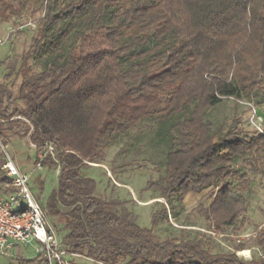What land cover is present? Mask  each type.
Returning a JSON list of instances; mask_svg holds the SVG:
<instances>
[{
    "label": "trees",
    "instance_id": "1",
    "mask_svg": "<svg viewBox=\"0 0 264 264\" xmlns=\"http://www.w3.org/2000/svg\"><path fill=\"white\" fill-rule=\"evenodd\" d=\"M28 8L42 16L18 70L23 108L0 110V119L27 125L36 159L54 147L56 159L41 162L59 166L44 209L62 219L65 248L105 264H264V255L211 252L200 236L158 239L162 202L140 226L81 172L117 135L157 120L164 171L146 188L175 213L174 201L212 186L205 220L216 230L244 221L251 179L234 164L264 175V128L250 134L234 117L217 128L204 116L231 97L264 107V0H0V21ZM29 60L42 68L32 71ZM0 183L10 188L3 169ZM255 240L264 249V229Z\"/></svg>",
    "mask_w": 264,
    "mask_h": 264
},
{
    "label": "rangeland",
    "instance_id": "2",
    "mask_svg": "<svg viewBox=\"0 0 264 264\" xmlns=\"http://www.w3.org/2000/svg\"><path fill=\"white\" fill-rule=\"evenodd\" d=\"M41 16V9L32 13L31 8H28L19 16H13L8 21H0V88L4 92L0 102L1 111L23 108V103L17 99L18 85L21 81L18 70L22 64L23 54L29 50L32 37L37 33L38 20ZM28 62L32 71H39L42 68L41 61ZM254 110L264 115L263 106L257 107L244 99L237 100L231 97L209 108L204 117L208 116L217 128L228 126L234 117L240 129L250 134H260L263 132L264 123L260 131L256 125L258 122L255 124L253 118ZM26 126L22 121L11 123L0 119V139L13 162L30 175L28 184L32 195L40 203L59 238L63 239L66 229L63 227L62 219L50 216L44 209L48 195L57 187L59 166L42 164L41 168L35 167V160H38V157L36 159L35 146L24 134ZM160 126L157 120H142L136 129L127 134H119L108 142L101 150L99 162H86L81 172L95 178L96 194L123 200L134 214L137 223L145 227L150 226L153 213L161 210L162 202L166 207L167 217L162 218L153 227L158 239L200 236L211 252L235 251L236 255L244 260L263 256L264 249L255 239L264 229V175L254 174L240 163L234 164V168L246 172L251 179L247 214L244 221L236 226H223L216 230L205 220L203 208L210 202L212 186L199 192L190 191L181 202L174 201L176 207L173 213L165 199L158 197L156 190L146 188L149 179L156 180L164 171L163 161L167 143L161 142L159 138H153V134ZM46 155H49L47 150ZM50 157L56 159V155ZM3 161L0 155V169H3ZM3 170L5 173V169ZM4 186V183H0L1 192ZM58 206L65 209L60 204ZM35 256L31 245L18 244L9 257L0 255V264H16L19 258L30 259ZM70 258L72 264H105L83 254L74 253ZM123 263L124 260H119L116 264ZM33 264L43 262L39 260Z\"/></svg>",
    "mask_w": 264,
    "mask_h": 264
},
{
    "label": "built area",
    "instance_id": "3",
    "mask_svg": "<svg viewBox=\"0 0 264 264\" xmlns=\"http://www.w3.org/2000/svg\"><path fill=\"white\" fill-rule=\"evenodd\" d=\"M253 118L255 124L258 122L257 128L262 131L263 115L254 110ZM46 150L50 156H55L51 144L46 146ZM46 150L38 156L36 168L42 167ZM0 155L4 159L2 168L5 175L11 178L10 188L0 192V255L9 257L18 244L31 245L43 264H72L70 256L74 253L65 248L40 203L31 193L28 184L30 175L13 162L1 139Z\"/></svg>",
    "mask_w": 264,
    "mask_h": 264
}]
</instances>
